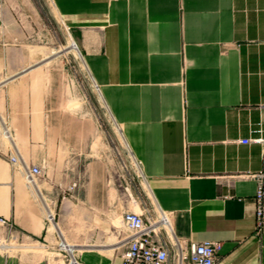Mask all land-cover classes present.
<instances>
[{"label":"crops","instance_id":"0c3cea01","mask_svg":"<svg viewBox=\"0 0 264 264\" xmlns=\"http://www.w3.org/2000/svg\"><path fill=\"white\" fill-rule=\"evenodd\" d=\"M48 1L139 170L162 239L219 242L214 264H264L253 201L264 142L242 143L264 139V0ZM4 25L0 13V117L8 106L13 135L0 137V240L29 245H0V264H66L59 241L81 264H121L130 201L93 177L97 159L75 152L91 176L68 194L26 179L70 152L36 81L43 60L17 66L23 49Z\"/></svg>","mask_w":264,"mask_h":264},{"label":"rangeland","instance_id":"374dc122","mask_svg":"<svg viewBox=\"0 0 264 264\" xmlns=\"http://www.w3.org/2000/svg\"><path fill=\"white\" fill-rule=\"evenodd\" d=\"M0 13L5 19L4 31L11 33L15 44L23 49L16 65L43 60L42 70H36L40 78L36 81L46 86V113L51 115L52 123L60 127L61 138L66 141L67 152H70L67 155L52 154L48 165L41 169L42 179L50 184L51 189L68 194L75 181H87L91 176L83 164L76 163L75 152L86 154L87 160L93 157L99 162L93 177L110 181L116 192L123 195L122 202L127 204L130 201L129 211L144 209L156 218L157 213L140 180L139 170L122 144L118 128L110 119L68 30L50 2L0 0ZM7 107L3 108L0 117V137L8 144L13 135L7 123ZM12 244L16 242L6 238L0 240L5 249H22V246L29 245L17 247ZM59 246L60 243H54L57 250ZM39 252L44 253L43 250Z\"/></svg>","mask_w":264,"mask_h":264},{"label":"built area","instance_id":"2783aa9c","mask_svg":"<svg viewBox=\"0 0 264 264\" xmlns=\"http://www.w3.org/2000/svg\"><path fill=\"white\" fill-rule=\"evenodd\" d=\"M264 142L260 136L242 141V143ZM15 164L16 157H10ZM42 173L38 166L26 169V179L33 182ZM256 189L253 197L255 231H264V153L262 168L255 175ZM5 223L4 220H0ZM121 225L128 233L122 242L125 245L121 253V264H214L220 249L219 242L202 241L190 243L188 247L176 239L171 233L162 239L160 236L161 224L155 217L142 212L125 211L121 216ZM59 241L58 243H61ZM66 264H81L74 253L58 249Z\"/></svg>","mask_w":264,"mask_h":264}]
</instances>
